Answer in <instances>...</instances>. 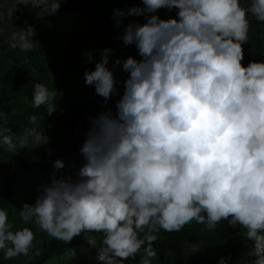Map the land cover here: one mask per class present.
Listing matches in <instances>:
<instances>
[{
  "label": "clouds",
  "instance_id": "1",
  "mask_svg": "<svg viewBox=\"0 0 264 264\" xmlns=\"http://www.w3.org/2000/svg\"><path fill=\"white\" fill-rule=\"evenodd\" d=\"M28 4L54 15L61 0ZM161 9L174 14L164 18ZM249 13L264 22V0L246 7L241 0H140L114 8L120 39L134 45L137 56L117 57L110 66L114 50L105 47L85 70V83L103 99L101 110L87 117L83 162L74 175L53 172L34 202L22 203L21 219L68 243L102 233L101 264H124L142 247L156 257L151 242L160 229L179 231L195 221L214 230L226 220L247 230L253 264H264V59L246 61ZM126 16L141 19L125 24ZM34 35L32 25L19 27L12 43L31 50ZM116 65L127 73L122 92ZM56 92L35 82L33 107L48 105L51 114ZM114 96L115 111L104 107ZM47 140L35 128L20 137L0 128V146L9 151ZM53 164L65 166L59 158ZM35 238L31 227L14 228L8 208L0 207L5 260L27 256ZM83 238L96 245L95 236ZM218 264L227 262L221 257Z\"/></svg>",
  "mask_w": 264,
  "mask_h": 264
},
{
  "label": "trees",
  "instance_id": "2",
  "mask_svg": "<svg viewBox=\"0 0 264 264\" xmlns=\"http://www.w3.org/2000/svg\"><path fill=\"white\" fill-rule=\"evenodd\" d=\"M0 2V16L18 14L17 8L22 7L27 14L37 17L44 31L50 27L59 31L70 15L77 21H83L73 47L67 54H58L53 59H48L37 43H33L28 51L13 45L14 33L22 28L19 21L13 31L0 33V128L10 127L16 137L22 136L26 129L35 128L48 137L47 142L37 147L30 145L9 151L6 146H0V207L8 208L14 228L28 226L36 234L27 256L5 260L0 250V264H101L97 255L102 233L86 232L69 243L58 240L40 229L34 221L24 222L19 208L23 202H34L38 186L48 183L53 172L57 177L74 175L83 162L79 148L89 127L87 117L95 116L101 110L103 99L95 93L93 85L85 83V70L94 68L100 59V50L105 47L114 50L109 53L110 66L117 57L123 60L129 55L137 56L134 45H125L120 39L123 25H115L113 10L139 4L140 0H61V6L54 15L43 14V8L33 9L28 0ZM250 3L251 0H241V6L246 7ZM173 14L166 9L160 10L164 18ZM248 15L250 27L244 45L246 61L261 60L264 59V22L256 20L251 13ZM138 19L141 18H123L125 24ZM7 36L11 37L9 43L4 42ZM89 52L92 53L91 59L87 55ZM114 75L121 81L119 90L122 92V81L127 73L116 65ZM38 81L57 90L51 102H56V110L51 114L47 113L48 105L33 107L32 89ZM77 97L82 99L81 106L76 104ZM118 98L112 97L104 107L115 111ZM31 116H35V121L30 120ZM58 158L65 162L62 169L54 167L53 162ZM246 231L241 225L232 227L226 220H221L214 230L195 221L179 231L160 229L155 233L157 239L151 242L156 257H149L142 247L141 253L124 260V264H142L143 259L151 260V264H218L221 257L227 264H253L256 258L254 242L247 238ZM88 235L96 237V245L83 238ZM140 235L143 236L144 232ZM37 250L40 255H36Z\"/></svg>",
  "mask_w": 264,
  "mask_h": 264
},
{
  "label": "rangeland",
  "instance_id": "3",
  "mask_svg": "<svg viewBox=\"0 0 264 264\" xmlns=\"http://www.w3.org/2000/svg\"><path fill=\"white\" fill-rule=\"evenodd\" d=\"M11 5H13V3ZM17 11L18 14H3L0 16V33L6 30L13 31V28L18 24V21L22 28L25 25H32L35 29V35L33 37L35 41H37L40 50L48 59H53L58 54H67L73 47L76 33L83 25V21H77L74 16L70 15L66 18L63 26L59 28V31L52 27L47 31H44L38 24L35 15L32 13L27 14L26 10L22 7L17 8ZM10 41V36L4 38L5 43H9Z\"/></svg>",
  "mask_w": 264,
  "mask_h": 264
},
{
  "label": "water",
  "instance_id": "4",
  "mask_svg": "<svg viewBox=\"0 0 264 264\" xmlns=\"http://www.w3.org/2000/svg\"><path fill=\"white\" fill-rule=\"evenodd\" d=\"M76 104H77V106H81L82 105V99L80 97H77Z\"/></svg>",
  "mask_w": 264,
  "mask_h": 264
}]
</instances>
